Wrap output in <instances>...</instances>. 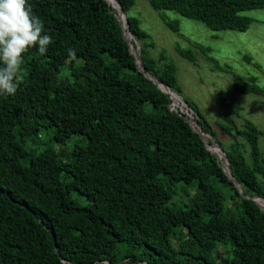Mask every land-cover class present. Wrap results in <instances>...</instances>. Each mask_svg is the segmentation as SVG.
<instances>
[{"label":"trees","instance_id":"16d2710c","mask_svg":"<svg viewBox=\"0 0 264 264\" xmlns=\"http://www.w3.org/2000/svg\"><path fill=\"white\" fill-rule=\"evenodd\" d=\"M114 1L28 0L53 43L44 55L29 49L17 92L0 96V264H264L262 130L248 119L238 126L231 113L239 106L225 100L215 129L182 96L166 53L150 55V35L129 14L135 0H116L141 41L140 69ZM149 3L236 31L252 22L243 11L264 7V0ZM164 21L179 31L178 19ZM194 46L212 60L208 47ZM177 51L196 62L192 48ZM145 73L182 96L224 151L230 175ZM233 78L239 92L264 96L255 77Z\"/></svg>","mask_w":264,"mask_h":264},{"label":"rangeland","instance_id":"374dc122","mask_svg":"<svg viewBox=\"0 0 264 264\" xmlns=\"http://www.w3.org/2000/svg\"><path fill=\"white\" fill-rule=\"evenodd\" d=\"M114 3L118 8L117 2ZM129 14L139 19L141 28L154 42L148 47L150 55L158 58L161 50L166 53V59L175 65L182 96L195 102L215 129H218L216 122L223 121L224 100L230 101L239 106L238 113L230 112L235 123L241 126L244 119H248L257 125L263 132L261 147H264V96L243 94L233 86L234 74L246 79L255 77L256 84L264 86V7L242 12L252 18L245 31L214 30L173 10L155 9L149 0H135ZM116 16L119 19L121 13L117 12ZM173 18L179 21L177 32L164 21ZM196 43L208 47L207 55L212 60L194 46ZM134 44L137 45L138 57L141 41L136 40ZM177 47L192 48L196 53V62L179 54ZM179 99L182 100L181 97ZM219 134L224 142L229 141L227 135ZM74 138L76 136L69 140ZM207 146L210 147L209 144ZM78 201L85 202L82 197H78Z\"/></svg>","mask_w":264,"mask_h":264},{"label":"clouds","instance_id":"9594fccd","mask_svg":"<svg viewBox=\"0 0 264 264\" xmlns=\"http://www.w3.org/2000/svg\"><path fill=\"white\" fill-rule=\"evenodd\" d=\"M112 7L114 8L113 5ZM114 9L115 14L121 13L119 21L123 34L131 53L134 57L136 54L135 61L141 69V62L136 53L137 45L134 44L136 39L131 33V39L125 34L127 24L120 5ZM52 43L53 37L45 33L43 21L34 14L28 0H0V96L15 95L17 92L23 79L24 55L29 49L38 48L39 54L44 55ZM68 52L75 55L73 48H69ZM160 85V89L166 87L161 83Z\"/></svg>","mask_w":264,"mask_h":264},{"label":"built area","instance_id":"2783aa9c","mask_svg":"<svg viewBox=\"0 0 264 264\" xmlns=\"http://www.w3.org/2000/svg\"><path fill=\"white\" fill-rule=\"evenodd\" d=\"M125 34L126 36L131 39L132 35L130 34L129 30L126 29L125 30ZM135 54V52H134ZM136 57V54H135ZM163 91L169 93L171 99H172V107L179 109L181 112L185 113L188 122L191 124V126L194 128L195 131L199 132L203 139L205 140L206 145L209 144L210 147H208L210 150L216 152L219 156V158H221L222 160V164L225 167V169L228 171L227 167V160L225 159V154L224 151L218 147V145L215 143V140L213 139V137H211L210 134L207 133H203L200 128L199 125L197 124V122L195 121V119L193 118V113L191 112V110L187 107V104L185 103V101L183 100L182 96H180L179 94L171 91L168 87H163L162 88ZM181 97L182 100H180L179 98Z\"/></svg>","mask_w":264,"mask_h":264},{"label":"water","instance_id":"95a60500","mask_svg":"<svg viewBox=\"0 0 264 264\" xmlns=\"http://www.w3.org/2000/svg\"><path fill=\"white\" fill-rule=\"evenodd\" d=\"M147 77H149V78H151L154 82H156V83H158V86L160 87L161 85H160V82H158L151 74H149V73H146L145 74ZM227 169H228V165H227V167H226ZM228 174L230 175V172H229V170H228ZM235 184H237L236 182H235ZM238 186V185H237ZM239 188V187H238ZM256 201L258 202V200L256 199ZM258 204L261 206V204L258 202Z\"/></svg>","mask_w":264,"mask_h":264},{"label":"crops","instance_id":"0c3cea01","mask_svg":"<svg viewBox=\"0 0 264 264\" xmlns=\"http://www.w3.org/2000/svg\"><path fill=\"white\" fill-rule=\"evenodd\" d=\"M154 43V42H153Z\"/></svg>","mask_w":264,"mask_h":264}]
</instances>
